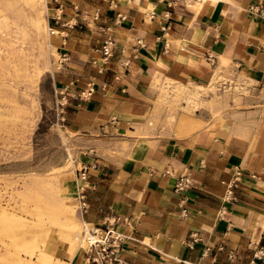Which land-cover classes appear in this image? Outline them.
Instances as JSON below:
<instances>
[{"label":"crops","instance_id":"crops-1","mask_svg":"<svg viewBox=\"0 0 264 264\" xmlns=\"http://www.w3.org/2000/svg\"><path fill=\"white\" fill-rule=\"evenodd\" d=\"M57 1L49 24L69 56L54 75L58 123L95 164L79 228L123 233L127 264H264V17L250 10L264 0ZM179 85L201 97L171 114L161 88ZM182 174L194 182L176 192ZM67 232L47 235L54 264H96Z\"/></svg>","mask_w":264,"mask_h":264},{"label":"rangeland","instance_id":"rangeland-1","mask_svg":"<svg viewBox=\"0 0 264 264\" xmlns=\"http://www.w3.org/2000/svg\"><path fill=\"white\" fill-rule=\"evenodd\" d=\"M48 18L47 0H0V264H54L46 238L56 230L66 239L77 233L84 245L76 209L87 142L58 123L61 52ZM161 89L171 114L201 97L185 85ZM202 89L208 95L216 86ZM233 90L213 95L224 107Z\"/></svg>","mask_w":264,"mask_h":264},{"label":"built area","instance_id":"built-area-1","mask_svg":"<svg viewBox=\"0 0 264 264\" xmlns=\"http://www.w3.org/2000/svg\"><path fill=\"white\" fill-rule=\"evenodd\" d=\"M57 1V0H55ZM58 2V1H57ZM61 7V6H60ZM251 12L256 13L264 17V9L259 6H252ZM59 16L54 17L56 22L59 20ZM49 29L52 34L59 33V30L49 24ZM111 28L105 27L103 43L101 46V51L103 54V60H108L112 55V47L115 44V39L110 33ZM69 56L67 52L60 54L59 66H62ZM95 167L92 165H83L78 173V190L77 199L79 208L85 211L88 208L86 186L89 174V168ZM193 178L189 174L180 175L175 182V191L182 192L187 190L193 185ZM83 237L84 245L83 248L90 260L96 264H127L125 259L122 257L124 234L114 229L109 223L100 225L92 223H84L83 226Z\"/></svg>","mask_w":264,"mask_h":264},{"label":"bare ground","instance_id":"bare-ground-1","mask_svg":"<svg viewBox=\"0 0 264 264\" xmlns=\"http://www.w3.org/2000/svg\"><path fill=\"white\" fill-rule=\"evenodd\" d=\"M72 215V214H71ZM79 232V231H78ZM70 234V233H69ZM71 235V234H70ZM79 235V234H78ZM68 240H70L72 242V240L70 239V236H68ZM82 242H84V237H82ZM82 244V243H81ZM82 247V246H81ZM74 257V256H73Z\"/></svg>","mask_w":264,"mask_h":264}]
</instances>
